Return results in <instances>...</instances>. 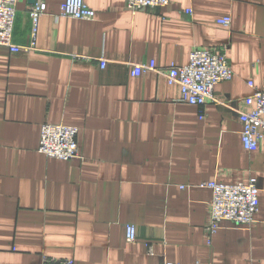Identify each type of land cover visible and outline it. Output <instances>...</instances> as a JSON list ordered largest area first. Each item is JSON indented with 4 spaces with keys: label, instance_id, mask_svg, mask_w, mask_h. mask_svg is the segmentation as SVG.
I'll list each match as a JSON object with an SVG mask.
<instances>
[{
    "label": "crops",
    "instance_id": "0c3cea01",
    "mask_svg": "<svg viewBox=\"0 0 264 264\" xmlns=\"http://www.w3.org/2000/svg\"><path fill=\"white\" fill-rule=\"evenodd\" d=\"M44 1L33 50L0 46V264H264V131L247 151L239 119L264 79V0H171L135 14L125 0H84L93 21L55 20L64 0ZM30 7L16 4L17 47L32 42ZM223 47L232 78L202 109L176 103L179 86L160 74L131 75ZM43 124L77 128V156L39 153ZM251 178L255 222L223 221L208 239L212 193L200 184Z\"/></svg>",
    "mask_w": 264,
    "mask_h": 264
},
{
    "label": "built area",
    "instance_id": "2783aa9c",
    "mask_svg": "<svg viewBox=\"0 0 264 264\" xmlns=\"http://www.w3.org/2000/svg\"><path fill=\"white\" fill-rule=\"evenodd\" d=\"M18 0H0V46L12 52L20 50L30 51L34 48V37L40 17L46 12L44 0H35L28 11L32 22V42L27 47H17L12 43V32L16 15ZM171 0H125L126 8L135 14L140 9H162L170 4ZM190 12V11H189ZM59 18L73 20L93 21L95 13L84 0H64L59 12L52 15ZM217 24L228 27L231 24L229 17L217 20ZM227 48L220 51L195 48L189 55L188 64L185 66L170 65L160 68L154 62L148 65L132 66L131 75L139 77L146 72H155L164 76L169 84H177L180 88L179 97L175 100L178 104H186L204 108L209 103H217L214 98V88L223 82L230 81L232 70L226 56ZM78 60L88 61L86 58ZM101 69L106 65L105 60H99ZM251 86V84H249ZM254 109L249 113H240L242 123L241 141L247 151H255L261 140V131H264V79L262 87L253 95ZM77 128L62 124H43L40 129L38 152L48 159L69 161L78 154L76 137ZM199 188L208 189L212 193L209 204L208 223L204 228L205 236L210 239L219 229L223 221L232 222L239 226H250L255 222L259 207V189L254 178L246 183L220 184L207 182L200 184ZM136 230L133 226L126 228V242L134 243ZM209 241V240H208ZM148 254L152 250L148 248ZM42 264H74L72 260H49L43 258ZM158 264H176L161 262Z\"/></svg>",
    "mask_w": 264,
    "mask_h": 264
},
{
    "label": "water",
    "instance_id": "95a60500",
    "mask_svg": "<svg viewBox=\"0 0 264 264\" xmlns=\"http://www.w3.org/2000/svg\"><path fill=\"white\" fill-rule=\"evenodd\" d=\"M35 2V0H30V4H33Z\"/></svg>",
    "mask_w": 264,
    "mask_h": 264
}]
</instances>
